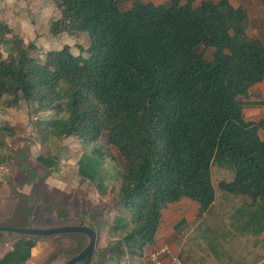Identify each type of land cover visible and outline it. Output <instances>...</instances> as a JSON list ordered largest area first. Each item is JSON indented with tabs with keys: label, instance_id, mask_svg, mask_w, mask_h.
<instances>
[{
	"label": "trees",
	"instance_id": "1",
	"mask_svg": "<svg viewBox=\"0 0 264 264\" xmlns=\"http://www.w3.org/2000/svg\"><path fill=\"white\" fill-rule=\"evenodd\" d=\"M50 1L61 12L51 34L86 33L89 47L75 56L66 45L41 62L30 55L35 44L10 38L12 29L0 22V45L10 55L0 59V110L24 99L55 113L35 123L37 139L78 138L79 176L113 197V219L79 221L97 232V242L109 237L90 264L141 256L155 241L162 211L183 197L206 213L186 254L195 246L223 264L264 256V123L245 120L238 100L264 80V42L247 35V11L230 0L137 2L128 11L120 0ZM206 49H214L212 60ZM17 134L0 125V166L11 158L7 139ZM113 148L123 160L115 175L104 173ZM37 160L52 169L59 158ZM7 233L19 238L0 264H26L39 236ZM199 234L208 237L206 246ZM62 235L83 243L68 260L90 241Z\"/></svg>",
	"mask_w": 264,
	"mask_h": 264
},
{
	"label": "crops",
	"instance_id": "2",
	"mask_svg": "<svg viewBox=\"0 0 264 264\" xmlns=\"http://www.w3.org/2000/svg\"><path fill=\"white\" fill-rule=\"evenodd\" d=\"M181 1L182 4H184V0ZM204 1L216 2L215 0H196L195 5L199 6ZM122 2L132 4L128 9H122ZM137 2L145 4L153 3L156 6H168L171 0H120V8L122 11H128ZM230 3L235 9L242 7L247 11V35H255V37H252L264 41V37H261L262 34L264 35V5L262 4V1L239 0L236 3L235 0H230ZM250 6L256 7V11L254 13L250 11ZM60 18V10L50 0H0V22L5 23L12 29V37L18 36L24 41V43L35 44L37 50H34L32 52H37L38 50L42 49L44 52V57L40 59L41 62L45 61L46 53L50 51L61 50L66 45L70 46L72 53L77 56V54L73 50L74 47L72 43L79 40H84L88 36L86 33L82 32H64L59 34L58 36H53L50 31L51 25L54 21H57ZM86 43H89V40L86 41ZM79 46L83 47V45L80 43ZM83 48L86 49L85 47ZM11 99L12 97L10 96H4L3 98L4 101ZM238 100L240 101V103H242V110L245 120L264 123V80L254 84L251 87L249 93L247 95L240 96ZM19 105L20 114L16 112L19 109L17 108V106L15 108L0 110V125H6L16 129L15 125L17 126L18 124L20 127V131L16 129L18 131L16 139L10 144L12 150L15 151V143L22 146H24L26 142L29 144V146H27V151L20 152V161L14 160L15 164L12 163V168L9 167L10 164L8 163L6 165L0 166V225L6 224L4 226L10 227L11 223L9 222L20 217V215L16 213V207L20 205L19 198L17 196L20 194V196L29 197L33 192L37 193L38 191L39 193L43 191V189H46V193H51L48 192L50 191L48 189V186L52 185V183L57 179H51L52 175L50 174V171L53 173V170L59 168L60 165L58 162L57 167L50 169L37 160L39 154L36 153L40 151V146L43 142L31 143V139L34 140L33 136L35 135L36 131L34 127L35 122L33 121L34 117H32V114H30L32 111L27 107H24L32 105L33 108V105L35 104L28 103L24 99H22L19 102ZM34 109L39 113V115L51 113V111L47 110L39 111L37 108V104ZM7 112L10 113L9 116L13 115V113L15 115H18L19 120L17 121H19V123H15L14 117V122L8 123L7 121L8 124H6V121L3 120L2 114H5ZM46 119L47 118L42 120ZM261 131L264 135V129H262ZM52 139L58 140V138L55 137H48L44 141V143H47ZM34 157L36 159L35 164L37 170H35L36 168H34L35 164L31 165V161ZM40 172H44L43 175H40ZM20 175L23 177L22 182L20 180ZM49 175L50 177H48ZM25 176L26 178L24 179ZM44 176L46 177V179L43 184L35 188L34 185H36L37 183L39 184L41 182L40 178H44ZM8 181L15 187V189L12 190L14 191V195H10L12 191H10L8 187ZM54 189L63 190L61 182L54 185ZM15 197L17 198L14 199ZM36 204L38 206H36V208L39 209V212H37V217H35L33 224L28 225L30 223L29 220L31 219V215L26 213L21 216L22 222H19V225L22 223V226L14 227H32L39 229L40 227L36 226H50L56 225L58 223L57 218H55V222H51L50 217L40 214L41 202H39V200L36 202ZM28 205H30V203ZM201 214V205L190 198L183 197L178 202L170 204L162 211L161 223L157 230L154 243L147 246L141 256H130L126 257L123 260H112L110 264H150L149 255L153 251H156L163 246H169L172 249L174 256L179 257L184 262V264H223L217 261L216 258L206 257L205 255L201 254L199 251H197L198 249H196L195 246L191 249L193 253L190 252V254H186L184 252V245L187 244V238L194 233L195 229L201 223L200 221L206 215V213H204L203 215ZM205 230L207 232L208 228H206ZM261 238H263V235L260 237V239ZM196 240H199L198 244L202 246V243H204L205 245V241L208 240V237L206 235L199 234ZM166 263L174 264L172 257H167ZM248 264H264V256L260 255L258 257H255Z\"/></svg>",
	"mask_w": 264,
	"mask_h": 264
},
{
	"label": "rangeland",
	"instance_id": "3",
	"mask_svg": "<svg viewBox=\"0 0 264 264\" xmlns=\"http://www.w3.org/2000/svg\"><path fill=\"white\" fill-rule=\"evenodd\" d=\"M219 2V0H215ZM239 0H235L237 3ZM132 3L122 2V9H128L131 6ZM250 11L254 13L256 11L255 6H250ZM253 21V20H252ZM68 33V32H67ZM72 33H76L72 32ZM13 35V34H12ZM9 36L10 38L12 37ZM87 36V35H84ZM250 38L255 37V35L249 34ZM261 37H264L262 34ZM84 39V38H83ZM258 39V38H255ZM89 40V37L85 38L84 40H79L76 42H73V50L78 55L80 54V50L78 49L79 43L83 45L86 49L89 47V43H86V41ZM264 40V38H263ZM79 42V43H77ZM264 42V41H262ZM27 46L28 44L25 43ZM82 47V48H83ZM84 49V50H86ZM4 52V53H2ZM213 52L214 49H206L205 50V56L208 60H212L213 58ZM31 56L37 59H41L44 57V52L42 49L38 50L37 52H32ZM87 56V53H86ZM1 58H10L9 53L6 52V48L2 45H0V59ZM35 104V103H34ZM27 107L32 112V117H34V122L36 123L40 119L50 120L55 116L53 112L43 115H39L37 111H35L34 107H36V104L24 106ZM17 108H19L16 112L20 114V105H17ZM10 113H3V120L6 121V124L14 122L15 117V123H19V117L18 115H10ZM37 118V119H36ZM8 121V123H7ZM31 122V121H30ZM34 123V126H35ZM15 128L20 131V127L17 124L15 125ZM15 129V130H16ZM16 130V131H17ZM17 131V132H18ZM263 132L261 131V137L263 139ZM16 139H7V148L8 151L11 154L10 161L8 162L9 167L12 168V163L15 164L14 160L20 161V152L27 151L29 144L26 142L24 146L15 143L14 148L15 151L12 150L10 147V144L12 141ZM18 139V138H17ZM20 139V135H19ZM33 139H31V143H41L37 139V132L35 131V135L33 136ZM105 141V138H103ZM30 141V140H29ZM44 143V142H43ZM40 146V151L36 154H39V156H57L59 158V168L53 170L52 173L50 171L51 179H57L52 183V185L48 186V189L51 193H46V189H43V191L39 192H33L31 196H20V194L17 196L19 198L20 205L16 207V213L20 215V219L16 218L11 220V227L14 226H22V223L19 225V222L21 221V216L23 214H30L31 219L29 220L28 225H32L35 217H37V212H39V209L36 208V211L34 212V207L37 206L36 202L39 200L41 202L40 206V214H43L47 217L51 218V222H55V218H57L58 223L56 225H50V226H36L40 228H52L54 227H61L63 226H74L78 225L79 221H91L96 222L98 220H104L105 216H108L110 218H114L117 215V207L114 203V199L110 195H103L100 194L96 188L95 184H91L89 182L83 181L81 177L78 174V160L81 157L83 153L82 144L80 143L78 138H64V139H58L54 140L52 139L49 142H45L44 144ZM21 147V148H20ZM23 147V148H22ZM112 153L114 155V158L110 157L106 160L105 168L106 170L104 173H106L108 170H110L112 175L117 174V171L122 167L123 160L118 151H116L115 148L112 149ZM36 163L35 157L31 161V165ZM36 168V164L34 165ZM39 168V167H38ZM37 170V168L35 169ZM48 172V171H47ZM44 172H40V175H43ZM47 175V174H45ZM50 177V175L48 176ZM26 176L24 177V179ZM105 178V177H104ZM46 177L40 178L41 182L35 186H41L43 182L45 181ZM21 182L23 181V177L20 175ZM112 177L108 179V184H114L115 180ZM61 182V186L63 187V190L61 189H54V185ZM20 185V184H19ZM8 187L10 191L15 189V187L9 183L8 181ZM20 188V186H19ZM12 193L10 195H14ZM15 197L14 199H16ZM30 203V205H28ZM32 203V204H31ZM38 207V206H37ZM98 210V211H97ZM30 211V212H28ZM64 214L65 216L70 217V219L61 220V215ZM94 215L91 219H89V216ZM60 216V217H59ZM33 219V220H32ZM89 219V220H88ZM32 221V223H31ZM3 225V224H2ZM6 225V224H4ZM1 232V231H0ZM2 236H0V256L4 255L6 252H8L15 241L19 238L16 234H11L7 232H2ZM108 235L107 233H104L102 237L98 240L96 245V251L100 248L105 247L108 242ZM36 245L34 250L32 251V257L26 264H63L68 260L69 254L74 253L75 251L79 250L83 243H81L79 240L69 236V235H62L58 234L57 236H39L34 238ZM86 241V240H83ZM111 261H109L107 264H110ZM93 264H101L99 262H95Z\"/></svg>",
	"mask_w": 264,
	"mask_h": 264
},
{
	"label": "water",
	"instance_id": "4",
	"mask_svg": "<svg viewBox=\"0 0 264 264\" xmlns=\"http://www.w3.org/2000/svg\"><path fill=\"white\" fill-rule=\"evenodd\" d=\"M0 231L13 232L17 234H27L33 236H52L67 233H81L87 235L90 239L88 246L77 256L73 257L72 259L68 260L63 264H90L97 245V232L87 226H84L82 223L77 226H61L46 229H38L32 227L17 228L0 225Z\"/></svg>",
	"mask_w": 264,
	"mask_h": 264
},
{
	"label": "built area",
	"instance_id": "5",
	"mask_svg": "<svg viewBox=\"0 0 264 264\" xmlns=\"http://www.w3.org/2000/svg\"><path fill=\"white\" fill-rule=\"evenodd\" d=\"M172 257L174 264H184L177 256H174L172 249L169 246H163L149 255L150 264H167L166 258Z\"/></svg>",
	"mask_w": 264,
	"mask_h": 264
}]
</instances>
